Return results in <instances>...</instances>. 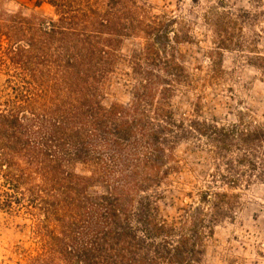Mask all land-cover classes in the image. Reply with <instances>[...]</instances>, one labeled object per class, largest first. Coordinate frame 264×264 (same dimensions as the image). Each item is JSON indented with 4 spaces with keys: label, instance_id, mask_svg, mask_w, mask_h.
Returning <instances> with one entry per match:
<instances>
[{
    "label": "trees",
    "instance_id": "16d2710c",
    "mask_svg": "<svg viewBox=\"0 0 264 264\" xmlns=\"http://www.w3.org/2000/svg\"><path fill=\"white\" fill-rule=\"evenodd\" d=\"M42 4L54 18L6 11L0 0V211L29 220L35 245L0 264L197 263L229 197L207 188L178 218L162 217L157 191L175 171L174 150L197 136L222 159L236 144L253 158L264 128L175 118L173 92L190 83L175 46L187 35L146 0ZM120 72L129 100L106 107L105 86Z\"/></svg>",
    "mask_w": 264,
    "mask_h": 264
},
{
    "label": "rangeland",
    "instance_id": "374dc122",
    "mask_svg": "<svg viewBox=\"0 0 264 264\" xmlns=\"http://www.w3.org/2000/svg\"><path fill=\"white\" fill-rule=\"evenodd\" d=\"M146 1L156 12L178 18L187 35L186 42L175 46L190 80L173 92L170 107L175 118L248 132L264 128V0ZM35 2L2 0V7L54 18L50 6ZM136 45L125 41L122 53L127 55ZM130 86L122 72L114 74L102 104L125 105ZM242 149L236 144L222 159L204 139H182L174 150L175 171L157 191L159 214L168 220L196 205L207 188L228 195L229 211L203 238L195 264H264V137L255 157ZM241 157L253 166L237 163ZM226 160L236 172L225 171ZM220 175L234 182H222ZM30 226L20 215L0 211V262L20 261L22 250L34 249Z\"/></svg>",
    "mask_w": 264,
    "mask_h": 264
}]
</instances>
